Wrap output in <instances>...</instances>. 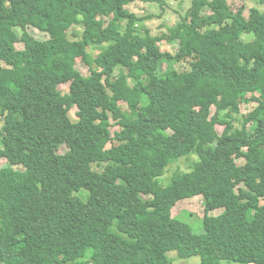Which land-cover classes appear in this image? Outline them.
I'll return each mask as SVG.
<instances>
[{
  "label": "trees",
  "instance_id": "obj_1",
  "mask_svg": "<svg viewBox=\"0 0 264 264\" xmlns=\"http://www.w3.org/2000/svg\"><path fill=\"white\" fill-rule=\"evenodd\" d=\"M159 2L0 0V264H264V0H191L158 36L128 7ZM198 196L204 231L185 234L173 212Z\"/></svg>",
  "mask_w": 264,
  "mask_h": 264
},
{
  "label": "rangeland",
  "instance_id": "obj_2",
  "mask_svg": "<svg viewBox=\"0 0 264 264\" xmlns=\"http://www.w3.org/2000/svg\"><path fill=\"white\" fill-rule=\"evenodd\" d=\"M160 5V4H159ZM189 6H191V0L189 1H178L176 2L175 0H167V5L165 6V8L163 9L160 6H153V5H146V4H133L131 6L128 7V9L132 12H134L135 14H137L139 17L141 18H146L151 16L152 19L148 20L145 22V24H143V26L145 28H148L152 31L153 35H162V34H166V28H162L161 26L163 24H168V25H174L175 23H177L182 15H184L185 11L187 10V8H189ZM255 6V4L249 3V8L245 9V15L246 17H249V11L251 10V8H253ZM165 9H167L168 12H164ZM203 14L202 16H210L213 12L210 8H205L203 9ZM163 14L162 17H158L159 15ZM126 28V23H124L123 25V29ZM74 28H72L71 30H73ZM33 37H35L37 40H48L49 36L44 35L43 33H40L39 31L35 30V29H29L28 30ZM16 32L19 36H21L22 31L18 28L16 29ZM72 33H82V28L80 25H76L75 29L73 31H70V38L71 39H75V37H72ZM252 37L250 36V38H248V41L251 40ZM247 40V39H245ZM179 42H176V44H178ZM162 49L163 52L172 54V55H176L177 51H178V47L175 44H171L168 43L166 41H163L160 43L159 45ZM17 49L18 50H23L24 49V44H17ZM100 50L97 49L94 54H98ZM180 69H187V65L180 63L179 65H177ZM168 68V64H164V70H167ZM119 71H117L118 73ZM84 76H89L90 72L89 70H84L83 71ZM59 91L63 94H67L70 92V84H64V85H60L59 86ZM247 98H251V95H248ZM257 107V104L254 102H250V103H245L242 104L241 106V113L242 115L246 116L248 115L250 112H252L255 108ZM77 109H73L69 116L72 119V121L74 123L78 122V118L77 117ZM129 111V107L126 103L121 102L118 106V108L115 110V112L112 115V123L113 126L111 127V132L113 134V137L115 136L116 132H119L121 130V127L116 123L119 121L120 117L122 116V114H124L125 112ZM216 112V108L212 107V114H215ZM53 119H58V115L57 112L55 110H53ZM256 123H252L251 125H249L250 130H252L255 127ZM217 130L220 134L223 133L224 127L221 126H217ZM215 146V145H213ZM69 150V147L67 146H63L60 150L59 153L60 154H64ZM197 161V157L196 156H190L188 158L182 159L179 162L173 164L172 166H170L166 172V175L162 178V184L165 186L170 185L171 183V177L174 175V173L177 170L183 171V172H188L192 169L194 163ZM7 161L3 160L0 158V168H6L7 167ZM238 166H243L245 164V160L243 159H239L236 161ZM16 169H21V167H16ZM85 200L88 198V193L87 192H81L80 194ZM221 212L218 211L216 213H214V215L220 214ZM204 215H205V202H204V198L203 196H198L192 199H187L186 201H184V203H181L180 205H178L174 212H173V220L175 223H178L180 225H178L179 227H181V225L183 226V229H181V231L185 234H192V233H197L200 234V232L204 231V226H203V219H204ZM169 260H170V264H201L202 263V259L200 256H193L191 258H188L186 260L184 259H180L177 255V253L175 252H170L168 254ZM220 264H243V263H239V262H226V261H222Z\"/></svg>",
  "mask_w": 264,
  "mask_h": 264
},
{
  "label": "bare ground",
  "instance_id": "obj_3",
  "mask_svg": "<svg viewBox=\"0 0 264 264\" xmlns=\"http://www.w3.org/2000/svg\"><path fill=\"white\" fill-rule=\"evenodd\" d=\"M178 1H180V2H184V1H186V0H178ZM159 4L160 5H154V3H146V5H153V6H160V7H162L163 8V5L159 2ZM187 10L188 11H190L191 10V6H189V8H187ZM158 17H160V16H158ZM147 18V17H146ZM164 41H167V40H164ZM168 42V41H167Z\"/></svg>",
  "mask_w": 264,
  "mask_h": 264
},
{
  "label": "clouds",
  "instance_id": "obj_4",
  "mask_svg": "<svg viewBox=\"0 0 264 264\" xmlns=\"http://www.w3.org/2000/svg\"><path fill=\"white\" fill-rule=\"evenodd\" d=\"M43 41V40H42ZM257 104V103H256Z\"/></svg>",
  "mask_w": 264,
  "mask_h": 264
}]
</instances>
